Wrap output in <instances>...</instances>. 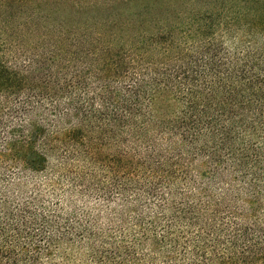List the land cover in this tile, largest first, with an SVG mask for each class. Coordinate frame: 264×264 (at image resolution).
I'll return each instance as SVG.
<instances>
[{"label": "trees", "instance_id": "16d2710c", "mask_svg": "<svg viewBox=\"0 0 264 264\" xmlns=\"http://www.w3.org/2000/svg\"><path fill=\"white\" fill-rule=\"evenodd\" d=\"M0 264H264V0H0Z\"/></svg>", "mask_w": 264, "mask_h": 264}]
</instances>
